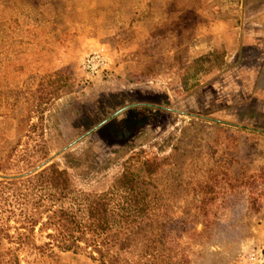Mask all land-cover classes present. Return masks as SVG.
<instances>
[{
	"label": "rangeland",
	"instance_id": "1",
	"mask_svg": "<svg viewBox=\"0 0 264 264\" xmlns=\"http://www.w3.org/2000/svg\"><path fill=\"white\" fill-rule=\"evenodd\" d=\"M260 14L264 0H0L1 206L49 193L30 177L52 162L97 193L127 157L147 159L153 230L121 253L249 264L264 247V46H249ZM215 47L220 62L197 60ZM93 52L106 67L89 75ZM5 224L13 233V217ZM50 231L37 223L17 264H99L82 250L39 252Z\"/></svg>",
	"mask_w": 264,
	"mask_h": 264
},
{
	"label": "trees",
	"instance_id": "2",
	"mask_svg": "<svg viewBox=\"0 0 264 264\" xmlns=\"http://www.w3.org/2000/svg\"><path fill=\"white\" fill-rule=\"evenodd\" d=\"M222 55L221 48L215 47L197 60L216 59L220 62ZM127 97L114 95L116 100L122 101ZM96 124L93 122L87 126L84 133ZM131 158L127 157L124 169L110 185L97 193L73 187L65 169L57 167L54 162L35 172L30 178L45 182L50 187L49 193L15 197V207L3 208L0 204V264H17L19 259L14 251H29V247H34L29 242V234L37 223L51 229L46 233L48 241L37 249L41 253L53 254L54 248L72 252L82 250L99 264H138L121 252L129 250L139 238L144 240L142 245L147 246L148 233L153 230L150 221L154 200L152 190L143 186L140 173L148 176L153 168L147 159L134 166ZM34 184L30 186L35 187ZM2 199L3 190L0 189ZM28 202H31L30 207L26 206ZM5 211L8 216L4 219L2 214ZM41 214H44V220H41ZM9 217H13L15 223L13 233L8 232L9 226L5 224ZM2 239L12 243L13 248L4 247ZM143 252L149 255L146 250ZM145 260L149 262L148 258Z\"/></svg>",
	"mask_w": 264,
	"mask_h": 264
},
{
	"label": "built area",
	"instance_id": "3",
	"mask_svg": "<svg viewBox=\"0 0 264 264\" xmlns=\"http://www.w3.org/2000/svg\"><path fill=\"white\" fill-rule=\"evenodd\" d=\"M106 60L99 52H93L85 56L81 68L86 74L94 75L105 70ZM249 264H264V247L252 251L247 257Z\"/></svg>",
	"mask_w": 264,
	"mask_h": 264
},
{
	"label": "crops",
	"instance_id": "4",
	"mask_svg": "<svg viewBox=\"0 0 264 264\" xmlns=\"http://www.w3.org/2000/svg\"><path fill=\"white\" fill-rule=\"evenodd\" d=\"M259 1L261 2L262 0H259ZM262 16H264V15H261L260 14L259 15V18L260 17L262 18ZM263 27H261V28L258 29L257 41L256 42H250L252 45H249V46L253 47L254 44H256L257 47H258V49H261L262 46H264V28Z\"/></svg>",
	"mask_w": 264,
	"mask_h": 264
}]
</instances>
